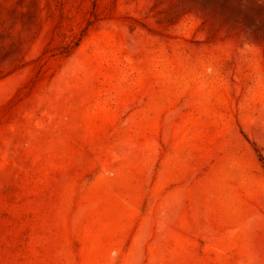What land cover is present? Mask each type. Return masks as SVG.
<instances>
[{
	"label": "rangeland",
	"instance_id": "rangeland-1",
	"mask_svg": "<svg viewBox=\"0 0 264 264\" xmlns=\"http://www.w3.org/2000/svg\"><path fill=\"white\" fill-rule=\"evenodd\" d=\"M0 264H264V0H0Z\"/></svg>",
	"mask_w": 264,
	"mask_h": 264
}]
</instances>
